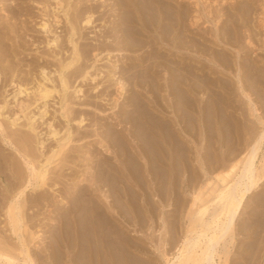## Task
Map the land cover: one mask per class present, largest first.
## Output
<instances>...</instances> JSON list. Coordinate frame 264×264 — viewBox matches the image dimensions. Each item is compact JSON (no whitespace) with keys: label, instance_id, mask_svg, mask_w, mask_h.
<instances>
[{"label":"bare ground","instance_id":"6f19581e","mask_svg":"<svg viewBox=\"0 0 264 264\" xmlns=\"http://www.w3.org/2000/svg\"><path fill=\"white\" fill-rule=\"evenodd\" d=\"M191 1L192 0H103V1H101V0H51V2H54V6H52L53 9L51 11V14H52L51 17H52L53 24L55 26L60 23L61 18L59 19L57 11L62 8V2H65L66 7H69L71 10L73 9V13L70 12L71 13L70 15L69 14L65 15V16H67L66 20H67L68 27H69V32L67 31L69 34V38H67V40H68L67 42L69 44H73V49L71 52V54H73L72 55L73 57L68 62H66L64 66H60V70H63V69L68 70L73 64L78 62L79 53H78V50L76 47L77 45H76V43H74L75 41H73V37L79 35L77 33L79 28L76 26V24H77L76 21L79 20L80 22H82V24H83L82 28H84V27L87 28L89 25L92 24L91 12L96 11L100 8L101 9L102 8L107 9V7L108 8L113 7L115 10L114 12H116V14H115L116 20L114 21V23H111V25L113 24L112 32H114V33L109 35V38H111V39H109V41L107 40L108 41L107 44H106V41L104 40L106 46L100 47L102 50L104 47H106L108 50H109V48L112 49V47H114L113 52L115 50V53H117V54L123 53L125 51H131L130 53H132V52L136 53L137 51L142 52V50H145V52L140 53V54L138 53L139 55H136V56L134 55L135 57H129V58L125 57L126 60L129 59L130 61H129V63L127 62V64L123 67H120L118 65L117 60H116L117 64H115V63L113 64V62H111L110 64L112 65V67H110V68H112L111 69L112 72L108 68L109 70H107V71H110V72L106 73V75H105V76H107V74H108V78L106 77L107 78V84H109L108 79L110 78L109 80H111V78L115 77V75H118V76L120 75L121 78L124 76H126V77L128 76V78L131 80V83L129 84L130 89H125L126 96L123 97L122 103L119 104L116 101V103L118 104V111H117L118 113H116V112L115 113L116 114L120 113L119 116L117 115L118 120H116L117 121L116 124L111 125V126L110 125L106 126V124L108 122L106 124L103 123L105 125L104 126L105 129H104L103 134H104V136L105 135L107 136L106 137L107 141L105 142L106 143L105 146H103L104 144H102L101 147H106L105 150L103 148V150L106 153L105 152L99 153V151H98V153H94L97 150L94 152L92 150L91 152L93 154H89L91 152H89L88 150H91L90 148L92 145H88L86 143L87 144L86 146H90V148L88 147L89 149H87L85 147L87 149L85 151H88L89 153H87V154H89V156H90L86 160H89V158H91V159L93 158V159H95V161L93 160L94 162H92V161H91L92 163L90 162L92 164V168H93V169L90 168L92 170V174L90 175L91 180H88L89 177H87V176H89V175L86 176V174L87 173L89 174L90 172H87L85 175H81L84 177L82 179L80 178L81 180L80 179L79 180L81 182L84 181V182H89V183L94 184V186H95L94 192H96V193L100 192V195L102 193L103 198H102V196H96V198L89 197L87 194L89 193L90 190L88 191V193H87V190L85 191L84 189L76 190L77 184H76V182L74 183V181H73V186L68 185L69 189L64 188L65 190L63 189L62 192L66 191L65 194L67 196L70 195L68 199L66 196H64L67 199L65 201L66 202L65 204H68L69 206L66 207L67 209H65V210H64V208L63 209L59 208L63 205V201L59 200L60 203H58V206L56 205V207H54V209L56 208L59 210V214L57 212V214L54 216L56 218L55 221L57 222V224H60V226H61V227L59 226L60 228H62V226L64 227V229L62 228L64 233L57 231V234L56 233L52 234L49 231L54 232L55 229L53 228V226H52V228L54 230H52V228H50V229L47 228V229H49V231L46 230L49 232V233H47V235H49L51 233L52 237L49 238L50 239L49 243H45L47 245L44 247L45 250H42V252H43L42 256H40L41 253L38 256V254H36V252H33L36 254L35 255L36 259H32V255L34 256V254L31 253L32 254L31 255L29 252L32 249L30 248L31 250H29V247L26 245L27 243H29V242H27L28 240L26 239L27 243L25 244L24 243L25 240H23L24 237L23 238L18 237L19 242H18L17 250H18L19 255L22 256V260H23L24 264H28V263L29 264H36V261L40 262V260H43V259L48 260V262H50V264H94V263L95 264H138L139 260H137V259L139 257L136 258L137 255H139V253H143L144 250L147 251V249L143 247L144 243L143 244L141 243L142 245L139 243V240H141V239L133 238V236L129 235V234H128L129 236H126V233L123 230L124 227L123 228L121 227V226H123L121 223L123 221V219H121L123 216H119V215L122 214L123 212L126 214L127 210L130 211L136 207L132 203V205H134L135 207L131 206L132 208L130 207L131 209H129V208H127L126 204L120 200L122 197H124V194L126 193V191L129 190V189L123 190V188H125V186L127 185V184H125L124 179L128 180V177L131 178L132 176H135L138 178V179L136 178V180L139 183L138 185H140L141 187L144 185V183L142 185V182H144V177L139 174L140 170H141L140 160H142L143 162H145V165L147 166L145 173H147L148 175H151V171H153V170L158 171V173H156V174H158L161 181H163V182H165L166 180L169 181L170 175L169 176L167 175L168 171L166 172L165 166L167 165V166L171 167L172 170L173 169L186 170L187 164L189 163V157L191 158V156H189L191 148L189 146H186L185 142L183 141V136H182V134L187 135V129H189L188 126L192 130H194V132H196L197 129H199L198 132H200V130H201L200 129V122L203 120H206V122L208 124L207 129L210 131H209L208 135H206L205 137H207V139L209 140V139H211L210 137H212L214 135H215V137H218V134H219L216 131L217 129L215 128V130H214L212 125L214 126V125L218 124L219 122L224 121V119L227 120V124H231V127H233L235 125V123L229 117H227V118L222 117V116L218 117V115H216L217 113H215L213 111L214 107H216V105H222L220 102L223 101L221 99L222 97L221 98L217 97L213 93V91H215V89H216L215 87L222 84V81L217 78V75L220 76V74H222L221 72H219L221 70V68H223V69L224 68H231L230 67L231 64L229 63L230 61H228L227 57L224 54H218V53L212 51L213 50L212 45H211V47L209 46L207 49L205 44L203 45L202 42L201 43L199 42L200 39H198L199 41H196V39H194V36L193 35H192L193 37L191 36V34H193L195 32L191 33L190 35L187 34L189 36H187L186 34H183L181 32L180 27L183 26L184 24H186L185 22H187V25L190 24L191 26H193V25H196L197 23H199V20H200V17L196 12L197 9H194V8L191 9V7H190L191 5H194V7H196V3L194 4ZM217 1L219 2V0H217ZM217 1H216V3H217ZM107 2H109V3H107ZM200 3H201V0H200ZM6 4H8V3H6ZM18 5H20V4H18ZM37 5H39V4H37ZM51 5H53V4H51ZM8 6H11V4ZM210 6H208V7H210ZM229 6H231L232 10L234 9V7H232V5H229ZM21 7H23V6H21ZM227 8L230 9V7H227ZM14 9H15V7H14ZM101 9H100V11H101ZM39 10H43V9H39ZM204 10L206 11V9H204ZM260 10H261V8H260ZM28 11H30V10H28ZM191 11L193 12L192 16L190 15ZM262 11H261V13H263ZM8 12H9V14H12V9H11V11H8ZM41 12H43V11H41ZM214 12L215 11H213V13H210V14H212V16H213ZM203 13H205V12L203 11ZM221 13H222V11H221ZM230 13H231V11H230ZM3 14H4V12H3ZM23 14H24V12H23ZM38 14L39 13H37V15ZM205 15H207V14H205ZM224 15L226 16V13H224ZM238 15H239V13H238ZM3 16H1V17H3ZM40 16H43V15H40ZM68 16H69V18H68ZM189 16H191V19H189ZM227 16H228V14H227ZM243 16H244V14H243ZM259 16H261V15L259 14ZM219 17L222 18V16H219ZM219 17H216V18L214 17V18L218 19ZM230 17H232V16H230ZM38 18H39V16H38ZM112 19L114 20L113 17H112ZM236 19H237V16H236ZM230 20H232V19H230ZM200 21H202V20H200ZM263 21L264 20H261L262 23H263ZM38 22H39L38 28L43 33H45V34L50 33V27H49L46 20L41 18L40 21H38ZM214 22H216V21H214ZM214 22H213V24H214ZM202 24H203V22H202ZM211 24H212V22H211ZM216 24H217V22L213 26H216ZM187 25H184V26H187ZM194 27H193V29H194ZM16 28H17V26H16ZM108 28H109V26H108ZM175 28H180V32L175 30ZM229 28L231 29V27H229ZM228 29H226V31H224L223 37H225V38H227L226 36L228 34H230ZM15 31L17 32V30H15ZM112 32H111V30L108 31V33H112ZM188 32H189V30H188ZM97 34H99V33H97ZM232 34L234 35V33H232ZM6 35H9V32L7 30V25L5 26L3 21H2V18H0V51L4 54L3 57L8 55L7 50H6V47H8V46L4 45V39H5ZM16 35H14V36H16ZM218 35H214L215 42H218L219 40L223 41V39H221V37ZM9 36H11V35H9ZM9 36H6V37L9 38ZM203 37H201V39ZM228 37H230V36H228ZM18 38H19V36H18ZM100 38H102V37H100ZM10 39H11V37H10ZM57 41H58L57 38L49 39V40H47V45H49L50 47L51 46L54 47L57 45ZM104 41L102 39V42L100 43V45H104ZM247 41H248V39H247ZM206 42H208V40ZM84 44H86V43H84ZM111 44H114V46H112ZM95 45H96V43H95ZM236 45H238V44H236ZM132 48H134V49H132ZM159 48L161 50L157 51ZM189 49H192L195 52V54H198V55L197 56L194 55L192 57L189 56V54H188L190 52ZM132 50H134V51H132ZM209 50H211V51H210V55H208V58H207L208 64L200 63L199 61H202L201 59L203 57V51L208 52ZM96 51L101 52V50L99 48H96V47L92 48L90 50L87 49V50L82 51V54H86V53L88 54V53L92 52L93 58H94L93 62L91 61L92 63L90 65V68L94 70V71L92 70L94 73L91 74V72L89 73V71H84V72L81 71L83 73V74H81V72L79 71L81 74V75L80 74L79 75L82 76L83 79H89L90 81H94L96 78H98L100 76L103 77V72L100 71V69H98L99 72L96 73L95 64L99 62V59H97V56L99 53L95 54ZM11 54H12V52H11ZM14 54L15 53H13V55ZM105 56L107 57L108 61L110 62V59H109L110 53L107 52V55H105ZM89 59H91V58H89ZM85 60L87 61L86 58H85ZM122 61H120V62H122ZM85 63L86 62H84L83 64H85ZM198 64H200V65H198ZM120 65H122V64H120ZM33 66H35V65H33ZM248 68H249V64L247 62H245L243 64H239L238 70L240 71L242 69H248ZM5 69H7V68H5ZM44 69L45 68L40 67L39 72H36V73H39V76H40L39 78L41 80L40 81H33L35 84L34 85L35 87L31 93H32V96L34 97V104L37 102L39 103L38 104L39 106L35 107L37 109H36V112L34 114L33 113L31 114L30 113L31 111L29 112V108L31 107L32 102L29 104L28 101L27 102L25 101L27 99H25V100L22 99V95L24 97H27V95H28L27 90L28 89L26 87H24L23 84H19V83L15 84V82L12 83V81L9 80L11 83L9 85H12L11 87H13L12 88L13 90L8 95L9 96L11 95L10 100H12L11 103L13 102L12 106L14 105V108H16L17 110H16V112L12 111L13 113L11 112L12 113L11 116L9 118L7 117L10 120L9 121L10 125H8V127L10 128L12 126H16L17 122L21 118L24 120L22 127L25 128L26 130H28L32 137L39 136V133L37 132L38 127L36 126V120L37 121L38 120H40V121L44 120V118L46 117V114H47L46 107L49 104V101L51 100L50 102H53V106L55 104L54 99L56 97H54L53 94H61L57 98L58 100H60V103H59L60 107L58 110H55L53 112L56 114V113H60L63 110L62 111L63 112V118L65 120L69 119V114L72 113L71 107L69 105L70 103L66 102L68 95H67V98L65 99V91L68 87V83L65 81V79L62 80L61 77L59 76L61 90L57 91L54 87L48 88L47 85H45V82L46 83L48 82V78L45 75ZM74 69L75 68H73V70ZM35 71H37V70H35ZM6 72H9V70ZM160 72H162L163 76L165 75V77L162 78V77H160L161 75L158 76V74H162ZM3 74H4V72H3ZM74 75H72V76H74ZM204 75H205V77L203 78ZM9 76L11 77L10 72H9ZM65 76H66V74H65ZM11 78H13V77H11ZM66 78H68V77H66ZM70 79H69V81H70ZM73 80H75V79L73 78ZM22 81L24 82L25 79H23ZM27 83L28 82L25 81L24 84L26 85ZM71 83H73V82L71 81L70 84ZM238 83L242 84V81H238ZM119 84L121 85L122 90L124 88H126V87H124L125 83H123V80L122 81L119 80L118 85ZM97 86H98V84H97ZM225 86L227 89L228 85H225ZM106 87H108V86H106ZM109 87H110V85H109ZM80 88H81V86L79 88H75L73 90L72 94L75 95L74 98L79 99L80 93H82V90ZM101 88L103 89V87H101ZM127 88H128V85H127ZM199 90H202V91L207 90L210 93L209 101H207L205 103L199 102L198 97H197L198 93L200 92ZM237 90H239L240 92H245V90H247L246 85L245 84L242 85ZM249 90H251V89H249ZM103 91H102V93H103ZM253 91H255V90H253ZM99 92H100V90H99ZM149 93L151 95H149V97H147L146 95H148ZM246 95H247V93H246ZM198 96H200V95H198ZM72 97L70 96V98H72ZM229 97H230V95H229ZM84 101L86 102V100H84ZM67 103L69 106L67 105ZM92 103H94V102H92ZM3 105H6V104H3ZM3 105L0 106V112L4 109ZM63 105H64L63 108L65 109V111H64V109H62ZM102 105H104V104H102ZM241 105H242V103H241ZM115 107H116V105H115ZM115 107L113 106V108H115ZM205 107H207V110L203 114L206 117L203 116V118L201 120L200 116H198L197 120L195 121V119L193 118L194 111H196L197 114H199L200 112L203 111V109ZM95 108H96V106H95ZM218 110L219 109H217L216 111H218ZM58 111H60V112H58ZM222 111L223 112L225 111L223 107H222ZM257 111H258V109L252 108V112H254L255 114L259 113ZM99 112H102V110ZM227 112H229V111H227ZM178 113H180L179 116L177 115ZM220 113H221V111H220ZM235 113H237V111ZM170 115H173V117L175 119H171ZM238 115H240V114H238ZM0 116H1V114H0ZM235 117H238V116H235ZM256 117H257L258 123H260V125H262V123H263L262 117H258V115ZM72 118H73V116H72ZM85 118H87V117H85ZM85 118L81 117V115H80L77 119L73 118V119H71V121L75 122L76 129H77L78 127L83 126V122L85 121ZM51 119H49V120H51ZM183 121L186 123V127H185V124L182 125ZM51 123L52 122L48 121V123H46V125L44 124L46 129H47V134L45 133L44 135H47L50 139H52V141H55L56 146L53 148H50V150L48 151L49 153L47 155H46V153H44L45 151H43L45 149V146H44V141L40 138V136L42 135L41 133L39 136L40 140H38V139L35 140V138H34V141L32 140V138L29 139L27 134L22 135L21 137L20 136L19 137L18 136L12 137L13 134H11V133H9V135H7V134L4 135L5 129L2 126V124L0 123V136L3 137V139H6L5 141H6L7 145L10 146L11 148H13L12 150L14 151V153H16V155L19 156V158L21 159L22 163L24 164V166L26 167V170H27V174L25 176L24 183L21 185L19 184V187H21V189L19 191H17L16 193L11 194L10 200H19L20 197L24 194L25 189H27V188H30L32 191H34V189L42 188L43 186L45 187V185L49 183L48 181H47L48 183H46V184L44 183L46 176L48 173H51L48 170V166L53 162L54 159L60 157V158H62L60 160V162L61 161L62 162H69L68 158H70V157L67 156V154H66L67 152L64 151L65 146H67V143L70 142L68 128L65 129L63 136H61L59 139L56 140V137L58 135V131L55 128H53ZM195 123H196V125H195ZM71 124H73V123H71ZM241 124H243V123H241ZM73 126H74V124H73ZM236 126H238V125H236ZM203 127H205V126H203ZM220 127H222V126H220ZM175 128L177 129L176 131L178 133H176V131H173ZM100 130H102V129H100ZM222 131H223V129H222ZM254 132L251 134V136L253 135V138L251 139L250 144H248L244 150L242 149L244 151V153L242 154L241 158L236 160V157L231 155V156H233V158L230 156L232 159L231 158L227 159L224 157L223 160L225 159V161L220 163V161L216 157V159L213 162L214 167L212 168L211 173L216 172L217 170H221V173L214 175V176L211 173H209L213 177H211V178L205 177L204 178L205 183L200 185V187L197 191H193L191 188H189L192 191L190 193L192 195V201L190 200L191 201L190 207L192 209L194 208V210H191L188 213V216H189L188 220L189 221H188V225L186 227L185 233L183 234L182 241L180 242V244L177 243L178 249L176 251L174 250L175 252L173 251L174 253L171 254L172 257L170 259H167L166 264H219L218 262L216 263V259L218 261H220V259H221L220 253L226 247L227 242L230 243V241H232V239L236 236L235 235L232 238L233 232L236 231V230H234L233 220H234L235 215L237 214L238 209L241 207V210H242V207L245 206V205H243L244 200H247V198L253 193V191H255L256 189H259L260 186L264 185V164L261 162V165L258 167L255 164V160L258 156V152L260 151L261 147L264 146V129L262 128L260 131L255 132V133ZM83 133H85V132H83ZM91 135H92V133H91ZM99 135H100V132H99ZM227 136H229V135H227ZM66 137H69V138H67L68 140L66 139ZM222 137H223V135H222ZM100 138H103V137L100 136ZM224 138H225V136H224ZM99 141H97V142H99ZM104 141H105V139H104ZM194 141H195V139H194ZM197 141H198V139H197ZM212 141H211V143H212ZM34 144L38 147L37 149L40 150L39 151L40 155L37 157L38 160L36 159L37 160L35 163L36 166H34L35 164H34V162H32V158L29 157V156H31L30 155L31 153H34L32 151ZM92 144H93V142H92ZM94 144H96V143H94ZM98 144H100V143H98ZM217 144H219V143H217ZM83 145H85V144H83ZM222 145L219 144V146H222ZM97 146H99V145H97ZM212 146H213V144H212ZM79 147H81V146H79ZM187 147H189V148H187ZM241 147L242 146H240V148ZM24 148H27L28 152L24 151L25 150ZM48 148L49 147H47V149ZM55 148H56V150H54ZM206 148L207 147H205L203 149V147H202L203 150H205ZM231 148H233V147H231ZM82 149L83 148H81L80 150L84 151ZM224 149H226V148H224ZM238 149H239V147H238ZM238 149H236V147H235V149L232 151V154L237 153ZM81 153H85V152H81ZM200 153H202V152H200ZM239 153H240V151H239ZM239 153H238V155H239ZM75 154H77V157H79L78 153H75ZM87 154H86V156H87ZM224 155H225V153H224ZM110 156H112V159L117 160L116 163L110 162V159H108ZM227 156H228V154H227ZM9 157H11V156H9ZM41 157L43 158L42 162H40V160H39V158H41ZM208 157H210V156H208ZM75 158H72V159H74L73 163L80 162L81 159L79 161H77L78 158H76L77 162H75ZM202 159H203V157H202ZM207 160H209V159H207ZM142 161H141V163H143ZM5 162H6V160H5ZM210 162H211V160H210ZM82 163H84V162L82 161ZM82 163L80 162V164H82ZM192 163H194V162L192 161ZM85 164H86V162L84 163V165ZM205 165H207V164H205ZM205 165H204V167H205ZM72 166H73V164H72ZM11 167L13 168V170H11V172H12L11 177H13L16 175V171L14 170L15 166L12 165ZM62 167H66V166H62ZM75 167H77V166H75ZM89 167H91V165L88 166L87 168L89 169ZM72 169H74V168H72ZM72 169H70V170L72 171ZM84 170H85V168H84ZM124 171L127 173L124 174ZM176 171H178V170H176ZM207 171H209V169ZM180 172L181 171H179V173ZM189 172H191V171H189ZM202 172H203V177L209 175L208 172H206L204 170ZM143 173H144V171H143ZM77 174L78 173H76L74 171L72 174L68 175V177L73 179V176H75V178H76ZM59 175H60V173H59ZM57 177L58 176H56L57 180L60 179ZM68 177H66L64 179L66 180ZM47 178L49 179V176ZM51 178H53V177H51ZM186 178H187V176H186ZM53 179L55 180V178H53ZM76 179H78V177ZM57 180H56V182H57ZM185 180H187V179H185ZM195 180H197V178ZM61 181L64 182V180H61ZM174 181L172 182V185L175 183ZM50 182H53V181H50ZM54 183L53 184L51 183L52 185H50V188H52V187L54 188V186H55ZM177 183L178 182H176V184ZM187 183H188V181H187ZM58 184L62 186L61 183H58ZM47 186H49V184ZM106 186L108 187V189H110L108 192L109 196L111 197L110 203L108 201L109 204H106V201L102 200V199H104V195H105L104 192H106V190L104 188ZM193 186H195V184ZM7 187H11V185L7 186ZM53 188H52V190H53ZM127 188H129L128 185H127ZM74 189L76 191H74ZM88 189H89V187H88ZM108 189H107V191H108ZM130 189H133V188L130 187ZM140 190H141V188H140ZM94 192L92 191V194ZM143 192H144V190H143ZM145 192H146V190H145ZM147 193H149V192L147 191ZM261 193H264V192H261ZM85 194H86V196H85ZM48 196H50V195H48ZM128 196H129V194H128ZM22 197H24V196H22ZM43 197H44V195H43ZM47 198H49V197H46V200H47ZM107 198H108V196H106V199ZM146 198H148V197H146ZM36 199H37V197H36ZM262 199H264V196L262 197ZM39 200H40V196H39ZM39 200H38V202H39ZM48 200H50V199H48ZM129 200L131 201V199H129ZM21 201H22V199H21ZM34 201H36V200H34ZM34 201H31V202H34ZM51 201H52V199H51ZM132 201L134 202V200H132ZM42 202H41V205H42ZM47 202L48 201H46V204H47ZM137 202H138V200H137ZM36 203H37V201H36ZM253 203H255V202L253 201ZM261 203H262V201H261ZM26 204H28V203L26 202ZM56 204H57V202H56ZM17 205H18L17 202H13V203L11 202V205L9 207L10 208L9 209V217L10 218H8V219L10 220L11 230H12V233L14 235L19 234L20 222H21V219L19 217V210H18L21 208H19ZM32 205H33V203H32ZM35 205H37V204H35ZM35 205H34V207H36ZM28 206H31V205H28ZM47 206H51V204L47 205ZM43 207H44V204H43ZM63 207H65V206H63ZM137 207L135 209H137ZM153 208H154V205H153ZM124 209H126V211H123ZM255 212L253 210V213H255ZM129 213H127V214H129ZM142 214L140 213V216ZM251 214H252V212H251ZM57 215H58V217H56ZM151 215L153 216V213H151ZM118 217H119V219L122 220L121 222L118 219ZM124 218H125V216H124ZM144 219L146 220V218H144ZM52 220H54V218H52ZM126 220L128 221L129 219H126ZM139 220H140V217H139ZM142 220H141V222L144 223L145 221H142ZM56 222H54V223L56 224ZM124 222H126V221H124ZM22 223H23V219H22ZM49 223H51V222H49ZM54 223L52 222V225ZM135 223L138 224V227H139V223H137L136 221H135ZM170 223L171 222H169V225H170ZM172 223H173V221H172ZM238 223H237V226L240 224V223L239 224ZM249 223L251 224V222H249ZM249 223H248V225H250ZM55 224H54V226H55ZM131 224H133V223H131ZM146 225H147V220H146ZM146 225L144 224V226H146ZM173 225H174V223H173ZM245 225H246V229L250 227L247 224H244L242 227L244 228ZM50 226H51V224H50ZM126 226H128V225H125V227ZM130 226H132V225H130ZM149 226H150V224H149ZM237 226H235V228ZM22 227H23V225H22ZM59 227L57 226L56 229H58ZM170 228H173L172 225H170ZM174 228H176V227H174ZM237 229L239 230V228H237ZM170 230H168V231H170ZM238 230H237V232L239 233ZM245 230L243 232H245ZM240 231H241V227H240ZM20 232H22V231H20ZM32 232H34V231H32ZM32 232L29 236L30 237L29 240H31V244H32V242L35 243V241H36L35 239H39L37 236L38 231L34 232V233H32ZM170 232L172 233V231H170ZM4 233H5V231H4ZM166 233H167V231H166ZM238 233H236V234H238ZM21 234L23 235V233H21ZM27 234H28V232H27ZM27 234H26V236H27ZM55 234L58 235V237L60 239L59 243H58L57 236ZM173 235L174 234L171 235V238ZM238 235H240V234H238ZM41 236H42V234H41ZM42 237H41V239H43ZM169 238H170V236H169ZM169 238H167V239H169ZM175 239L172 238V240H175ZM44 240H47V237ZM169 240H170V243L172 244L173 241L171 239H169ZM163 241L164 240H162V242ZM7 242H8V240H7ZM140 242H142V240ZM11 244H14V243L11 242ZM42 244H43V242H42ZM243 244H244V242H243ZM30 246L32 247V245H30ZM34 246H36V245H34ZM160 246H159V248H160ZM246 246L248 247V245H246ZM251 246H252V244H250V247ZM163 247H164V245H163ZM169 247H172V246L170 245ZM169 247H165V248L169 249ZM238 247H239V245H238ZM35 248L36 247H34V250L37 251V249H35ZM39 248H42V247H39ZM39 248H38V251L40 250ZM143 248H144V250H143ZM244 248H246V247H244ZM171 249L172 248H170L169 250H171ZM247 249L249 250V248H247ZM0 250H2V249H0ZM14 250H16V249H14ZM239 250H240V247H239ZM38 251H37V253H38ZM40 252H41V250H40ZM235 252H236V249H235ZM235 252H233V253H235ZM250 252H252V251H250ZM10 253H12V252L7 253L6 251H4V249H3V251H0V264H20L18 257H16L17 255L13 256ZM227 253L228 252L224 251L223 255L226 256ZM251 254H253V253H250V255H247L250 257H249V262L246 261V264L250 263V261L252 260ZM161 255H163V253ZM253 255H255V254H253ZM239 256H240V253H239ZM253 258H254V260H256L255 257H253ZM38 259H40V260L38 261ZM229 259L231 261V257ZM142 260H143V258H142ZM144 261H145V259L143 260V263H145V264L150 263V262L147 263L148 261H146V262H144ZM251 262H253V261H251ZM39 264H43V262H40ZM233 264H237V263H233Z\"/></svg>","mask_w":264,"mask_h":264},{"label":"rangeland","instance_id":"374dc122","mask_svg":"<svg viewBox=\"0 0 264 264\" xmlns=\"http://www.w3.org/2000/svg\"><path fill=\"white\" fill-rule=\"evenodd\" d=\"M101 1H103V0H101ZM216 1L217 0H201V3H200V0H197V1L192 0L191 2H193L194 4L196 3V7H194V5H191L190 7H191V9L192 8L197 9L196 12L200 17V20H202V21L199 20V23L200 22L201 23L200 24L197 23L196 25H193V26H191L190 24L187 25V22H185L186 24H184V25H187V26L183 25L180 28H181V32L183 34H186V35L187 34L190 35L191 33L195 32V33L191 34V36L193 35L194 39H196V41H199L198 39H200L199 42L200 43L202 42L203 45L205 44L207 49L209 46L211 47V45H212V47H213L212 48L213 50L211 49L212 51H214L218 54H224L227 57L228 61H230L229 63L231 64L230 65L231 68H224V69L221 68V70L219 72H221L222 74H220V76L217 75V78L222 81V84L216 86L215 87L216 89H215V91H213V93L217 97H220V98L222 97L221 99L223 101L220 102L222 105H216V107H214L213 111L215 113H217L216 115H218V117L219 116L226 117V118L229 117L235 123V125L233 127H231V124H227L226 119H224V121L219 122L218 124H216L214 126L212 125L214 130L216 128L217 129L216 131L219 134H218V137H215V135H214V136L210 137L211 139H209V140L207 139V137H205L206 135H208V133L210 131L207 129L208 124H207L206 120H203L200 122V129H201L200 132H198L199 129H197V131L194 132V130H192L188 126L189 129H187V135L182 134V136H183V141L185 142L186 146H189L191 148V151L189 153V156H191V158L189 157V163L187 164L186 170H183V169L182 170H179V169H173L172 170L171 167L164 165L166 167V172L168 171L167 175L168 176L170 175L169 181L168 180H166L165 182L161 181L158 174H156V173H158V171H154V170L151 171V175H148L147 173H145L147 166L145 165V162H143L142 160H140L141 170H140L139 174L144 177V182H142V185H143V183H144V185L142 187L140 185H138L139 183L136 180L137 177H135V176H132L133 178L128 177V180L124 179L125 184H127L129 188H127V185H126L125 188H123V190L124 189H129V190L126 191V193L124 194V197H122L123 199L121 198L120 200L123 203H125L127 208H129V209H131L132 208L131 206H134V205L136 207L137 206L138 207H137V209H135L136 207L134 206L135 208H133V210H130V211H128V210L126 211V209H124L123 211H126V214L123 212L122 213L123 215L122 214L119 215V216H123L121 218V219H123V221L121 219H119V217H118V219L120 220V222L122 221L121 223L123 226H121V227L122 228L124 227L123 230L125 231L126 236L132 235L133 238L141 239L142 242H140L141 240H139V243L140 244L144 243L143 247L147 249V251H145L143 248V250H144L143 253H139V255H137L136 258L139 257L137 259V260H139L138 264H142L144 259H145L144 262L148 261L147 263H149V262L151 263L153 261L151 264H166L167 259H170L172 257L171 254L174 253L178 249L177 243L180 244V242L182 241L183 234L185 233V230H186V227H187L188 221H189L188 220V218H189L188 213L191 210H194V208L192 209L190 207L191 201H192V195L190 194L192 192L191 189L193 191H197L199 189L200 185L205 183V179H204L205 177L211 178L214 175L221 173V170H217L216 172L211 173L212 168L214 167L213 162L216 159V157L220 161V163L225 161V159L223 160L224 157L227 159H230L231 157L233 158V156H235L236 160L241 158L242 154L244 153L243 150L247 147L248 144H250V141L253 138V135L251 136V134L254 131L258 132L262 128L264 129V106H263L264 105V41H263L264 40V37H263L264 36V21H263V23L261 22V20H264V18H263L264 17V0H221V1L219 0V2L217 1V3H216ZM6 3H8V4H6ZM50 3L53 5H51ZM107 3H109V2H107ZM10 4H11V6H8ZM18 4H20L23 7H21ZM37 4H39V5H37ZM229 5H232V7H234V9L232 10L231 6H229ZM52 6H54V2H51V0L50 1L49 0H25V1L24 0H3V1L0 0V12H1L0 18H2L4 25L5 26L7 25V30L9 32V35H11V36L6 35V36H9V38L5 36V39H4V45L8 46V47H6L8 55L3 57L4 54L0 51V58H1L0 59V106L3 104H6V105H3L4 109L0 112V114H1L0 123L2 124V126L5 129L4 135H6V134L9 135V133H11V134H13L12 137L13 136H15V137L20 136L21 137L22 135L27 134L28 138L29 139L32 138L33 141H34V138H35V140H37V139L40 140V138H41L44 141L45 149L43 151H45L44 153H46V155L49 153L48 151L50 150V148H53L56 146L55 141H52V139H50L47 135H44L45 133L47 134V129H46L45 125H46V123H48V121L52 122L51 125L53 126V128H55L58 131V135H57L58 138L56 137V140L59 139L61 136H63L66 128H68L69 137H70V142L67 143V146H65V150H64L65 152H67L66 153L67 156L70 157V158H68L69 162H62V161L60 162V160L62 159L60 157L53 160V162L48 166V170L51 173L47 174L45 182H44L45 184L49 182L48 183L49 186H47L48 184H46L45 187L43 186L42 188L34 189V191H32L30 188H27V189H25V192L22 195L25 198L21 196L19 200H10L11 194L16 193L17 191H19L21 189V187H19V184L21 185L24 183L25 176L27 174V170H26V167L24 166V164L22 163L21 159L19 158V156L16 155V153H14V151L12 150L13 148H11L10 146L7 145V143L5 141L6 139H3V137L0 136V170H1L0 171V193H1L0 194L1 195L0 196V243H1L0 249H2L0 251H3V249H4V251H6L7 253L12 252L10 254H12L13 256L17 255L16 257H18L20 264H24V263L22 260V256L19 255L18 250H17V246H18V242H19L18 237H22V238L24 237L25 239L23 238V240H25L24 241L25 244L27 242L30 243V244L27 243L26 245L29 247V250L32 249L31 251H29L30 254L31 253L34 254V256L31 254L32 259H36V257H35L36 254H38V256L40 253H41L40 256L43 255L42 250H45L44 247L47 245L45 243H49V240H50L49 238L52 237L53 233L57 234V231L64 233V231H63L64 227L62 226L63 229L60 228L61 227L60 224H57V222L55 221L56 218L54 217L57 214V212L59 214V210L56 208L54 209V207H56V205L58 206V203H60L59 200L63 201V205L59 208H62V209L64 208V210H65V209H67L66 207L69 206L68 204H65L66 203L65 201L69 198L70 195L67 196L65 194L66 191L62 192V190L64 188L69 189V186H73V181H74V183L76 182V184H77V187H76L77 189L75 188L76 190L84 189L85 191L87 190V193L90 190L88 194L86 193L89 197L96 198V196H102V198H103L102 193L100 195V192H97V193L94 192V190H95L94 184L89 183V182H84V181L81 182L80 181L84 177L81 175H85L87 172H90L89 174L87 173L86 176L89 175V176H87V177H89L88 180H91V177H90V175L92 174L91 169H93L91 163L94 162L95 159L89 158L90 161L86 160V159H88V157H90L89 154H93L91 152L92 150H93V152L97 150L94 153H98V151H99V153L105 152L104 150L106 149V147H101L102 144H104L103 146H105V144H106L105 142L107 141V139H106L107 136L106 135L104 136V134H103L104 129H105L104 124H106L107 122L108 123L106 124V126H109V125L111 126V125L116 124V122H117L116 120H118V116L120 114V113L116 114V113H118L117 112L118 111V104L117 103H119V104L122 103L123 97L126 96L125 89H130L129 84L131 83V80L128 78V76L127 77L124 76L121 78L120 75L119 76L115 75V77H112L111 80H109L110 78L108 79L109 84H107L108 74H107V76H105V75H106V73L110 72L107 70L112 69V68H110V67H112V65L110 64L111 62H113V64L118 63V65L120 67H123L127 64V62L129 63V61H130L129 59L126 60V58L135 57L136 55H139L140 53L145 52V50H142V52L137 51L136 53H133V52L130 53L131 51H125L123 53L117 54V53H115V50L113 52L114 47H112V49L109 48V50L106 47H104L102 50L100 47L106 46L105 41L107 44L109 39H111V38H109V35L114 33V32H112L113 24L111 25V23H114V21L116 20V15H115L116 12H114L115 10L113 7H109V8L107 7V9L102 8L103 10L100 8L101 11H100V9H98L96 11L91 12L92 24L89 25L87 28L86 27L82 28L83 27L82 22H80L79 20L76 21V23H77L76 26L79 28L77 33L79 35H77L78 37L74 36L73 41H75L74 43H76V45H77L76 47H77V50L79 53L78 62L73 64L68 70H64V69L60 70V66H64L65 63L68 62L73 57L72 56L73 54H71L72 49H73V44H69L67 42L68 41L67 38H69V34H68L69 27H68V23L66 20L67 16H65L67 14L70 15L71 13H73V9L71 10L69 7H66L65 2H62V8L57 11L59 19L61 18L60 23L55 26L53 24L52 17H51L52 16L51 11L53 9ZM208 6H210V7H208ZM14 7H15V9H14ZM227 7H230V9ZM22 8L23 9L25 8V9L23 10ZM203 8L206 9V11ZM260 8H261V10H260ZM11 9H12V14H9L8 11H11ZM39 9H43V10H39ZM28 10H30V11H28ZM41 11H43V12H41ZM192 11L190 13L191 16L193 15ZM203 11L205 13H203ZM213 11H215V12L212 16V14H210V13H213ZM221 11H222V13H221ZM230 11H231V13H230ZM261 11L263 13H261ZM3 12H4V14H3ZM23 12H24V14H23ZM223 12L226 13V16L228 14V16L226 17ZM237 12L239 13V15ZM37 13H39V14L37 15ZM205 14H207V15H205ZM243 14H244V16H243ZM259 14L261 16H259ZM40 15H43V16H40ZM1 16H3V17H1ZM38 16L40 19L42 18V19L47 21V23L50 27V33L45 34L38 28L39 27L38 21H40ZM191 16H189V19H191ZM219 16H222V18ZM230 16H232V17H230ZM236 16H237V19H236ZM112 17L114 18V20L112 19ZM214 17L215 18L219 17V18L215 19ZM68 18H69V16H68ZM230 19H232V20H230ZM214 21L217 22L216 26H213L216 23ZM202 22H203V24H202ZM211 22H212V24H211ZM213 22H214V24H213ZM16 26H17V28H16ZM108 26H109V28H108ZM193 27H194V29H193ZM229 27H231V29ZM180 28H175V30L180 32ZM187 29L189 30V32ZM226 29H228L229 33H230L226 36L227 38L223 37L224 31H226ZM15 30H17L18 33ZM110 30L112 33H108V31H110ZM97 33H99V34H97ZM232 33H234V35ZM14 35H16V36H14ZM189 35H187V36H189ZM196 35L197 36L199 35V36L197 37ZM214 35L220 36L221 39H223V41L219 40L218 42H215ZM18 36H19V38H18ZM200 36L201 37L204 36V37L201 39ZM228 36H230V37H228ZM10 37H11V39H10ZM100 37H102V38H100ZM52 38L58 39L57 45L54 47H52V46L50 47L49 45H47V40L52 39ZM102 39H103V41L105 40L104 45H100V43L102 42ZM247 39H248V41H247ZM207 40H208V42H206ZM84 43H86V44H84ZM95 43H96V45H95ZM236 44H238V45H236ZM111 45L114 46V44H111ZM95 47L99 48L101 50V52L100 51L95 52V54L99 53L97 56V59H99V62L95 64L96 73H98L99 72L98 69H100V71L103 72V77L100 76V77L96 78L94 81H90L89 79H83L82 76H80V75L83 74L81 71H83V72L89 71V73L91 72V74L94 73L93 72L94 70L90 68L91 63L94 60L93 54H92V52H90L91 54L90 53L82 54V51L87 50V49L90 50V49L95 48ZM132 49H134V48H132ZM159 50H161V49L159 48L157 51H159ZM211 50L208 51L209 53L207 51H203V57L201 59L202 61H199V60L198 61L202 64H208L207 58H208V55H210ZM132 51H134V50H132ZM189 51L190 52L188 54L191 57L194 55L195 56L198 55V54H195V52L192 49H189ZM11 52H12V54H11ZM107 52L110 53V57H109L110 62L108 61L107 57L105 56V55H107ZM13 53H15V54L13 55ZM85 58L87 59V61L85 60ZM89 58H91V59H89ZM116 60H117V63H116ZM120 61H122V62H120ZM84 62H86V63L83 64ZM245 62H247L249 64V68L248 69H242L239 71L238 70L239 64H243ZM120 64H122V65H120ZM33 65H35V66H33ZM198 65H200V64H198ZM4 67L7 69H5ZM40 67L45 68L44 69L45 75L48 78V82L47 83L45 82V85H47L48 88L54 87L57 91L61 90L59 76L61 77L62 80L65 79V81L68 83V87L65 91V99L67 98V95H68L66 102L70 103L69 105H70L71 110H72V113H71L72 115L69 114V119L65 120L63 118V112H62L63 110L61 112L58 111L61 114L60 113L55 114L53 112L55 110H58L60 107V104H59L60 100H58L57 98L59 95H61V94H53V96L56 97L54 99V103H55L54 106H53V102H50L51 101L50 100L49 104L46 107L47 114H46V117L44 118V120L43 121H40V120L37 121L36 120V126L38 127L37 132L39 133V136H40V133L42 134L39 138V136L32 137L31 134L29 133V131L22 127L24 120L21 118L17 122L16 126H12L10 128L8 127V125H10V122H9L10 120L8 118L11 116V114L13 112H16V110H17L16 108H14V105L12 106L13 102L11 103L12 100H10L11 95L9 96L8 94H10L13 90L12 89L13 87H11L12 85H9V84H11L10 81H12V83L15 82V84H18V83L23 84V86L28 89L27 90L28 95H27V97H24L22 95V99H24V100L27 99L25 101L26 102L28 101L29 104L32 102L31 107L29 108V112L31 111L30 113L34 114L36 112V109H37L35 107L39 106L38 105L39 103L37 102L34 104V97L32 96L31 92L34 90V87H35L34 86L35 84L33 81H40L41 80L39 78L40 77L39 73H36V72H39ZM73 68H75V69L73 70ZM8 70L10 72L11 77H13V78H11L9 76V72H6ZM35 70H37V71H35ZM79 71L81 72V74ZM3 72H4V74H3ZM111 72H112V70H111ZM160 73H162V72H160ZM65 74H66V76H65ZM72 75H74V76H72ZM158 76H160L162 78L165 77V75L163 76V73L158 74ZM66 77H68V78H66ZM204 77H205V75L203 76V78ZM73 78L75 80H73ZM23 79H25V81L28 82L26 85L24 84L25 81L24 82L22 81ZM69 79H70V81H69ZM119 80H121V81L123 80V83H125L124 87H126V88H124L123 90L121 88V85L120 84L118 85ZM71 81L73 83L70 84ZM238 81H242V84L238 83ZM97 84H98V86H97ZM244 84L246 85V89H247V90H245V92H240L239 90H237L239 87H241ZM109 85H110V87H109ZM127 85H128V88H127ZM225 85H228L227 89H226ZM80 86H81L80 89L82 90V93H80V96H79L80 100H79L78 98H74L75 95L72 94V92L75 88H79ZM100 86L103 87V89ZM106 86H108V87H106ZM249 89H251V90H249ZM99 90H100V92H99ZM101 90L102 91L106 90V91L105 92L103 91V93H102ZM253 90H255V91H253ZM199 91L200 92L198 93V95H200V96L197 95L199 102L205 103V102L209 101L210 93L207 90H203L204 92L202 90H199ZM246 93L248 96L246 95ZM149 95H151V94L149 93L146 96L149 97ZM229 95H230V97H229ZM70 96L71 97L73 96V97L70 98ZM84 100H86V102ZM116 101H117V103H116ZM92 102H94V103H92ZM68 103H67V105H68ZM241 103H242V105H241ZM102 104H104V105H102ZM64 105L62 106V109H64L63 108ZM115 105H116V107H115ZM95 106H96V108H95ZM113 106L115 108H113ZM222 107L225 110L224 112L222 111ZM252 108L258 109L257 112H259V113L255 114L254 112H252ZM217 109H219V110L216 111ZM101 110H102V112H99ZM206 110H207V107H205L203 109V111L200 112L199 114H197V112L194 111L193 118L195 119V121L197 120L198 116H200V119L202 120V118L204 116L203 113H205ZM64 111H65V109H64ZM220 111H221V113H220ZM227 111H229V112H227ZM236 111H237V113H235ZM238 114H240V115H238ZM80 115L83 118H85V117H87V118H85V121L83 122V126L78 127L76 129L75 122H72L71 119H73V118L77 119ZM177 115L179 116L180 113H178ZM234 115L238 116L239 118L235 117ZM257 115H258V117H262V120H263L262 125H260V123H258L257 117H256ZM72 116H73V118H72ZM204 117H206V116H204ZM170 118L175 119L173 117V115H170ZM49 119H51L52 121ZM71 123H73L75 127ZM241 123H243V124H241ZM183 124H185V127H186V123L184 121L182 122V125ZM195 125H196V123H195ZM236 125H238V126H236ZM203 126H205V127H203ZM220 126H222V127H220ZM99 128L102 130H100ZM222 129L224 132L222 131ZM176 130L177 129L175 128L173 131H176ZM98 131L100 132V135H99ZM83 132H85V133H83ZM91 133L93 136L91 135ZM176 133H178V132L176 131ZM222 135H223V137H222ZM227 135H229V136H227ZM100 136L103 138H100ZM224 136H225V138H224ZM69 137H66V139ZM104 139H105V141H104ZM194 139H195V141H194ZM197 139H198V141H197ZM97 141H99V142H97ZM211 141H212V143H211ZM92 142H93V144H92ZM204 142L205 143L207 142V143L205 144ZM86 143L88 145H92L91 148H90V146H86L87 145ZM94 143H96V144H94ZM98 143H100L101 145ZM217 143H219L221 145L223 144V145L219 146V144H217ZM83 144H85V145H83ZM212 144L214 147L212 146ZM97 145H99V146H97ZM79 146H81V147H79ZM240 146H242V147L240 148ZM47 147H49V148L47 149ZM85 147L87 149L90 148L91 150H88V151L91 153H89L88 151H85V150H87ZM189 147H187V148H189ZM202 147H203V149L205 147H207V148L205 150H203ZM231 147H233V148H231ZM235 147H236V149H238V147H239L238 152L235 154H232V151L235 149ZM37 148L38 147L34 144L33 149H32V151L34 153H31L30 154L31 156H29L30 158H32V162H34V164L38 160L37 157L40 155L39 154L40 150ZM79 148L80 149L83 148L82 150H84V151H81ZM97 148L98 149L100 148V149L98 150ZM103 148H104V150H103ZM224 148H226V149H224ZM24 149H25L24 151L28 152L27 148H24ZM54 150H56V148ZM239 151H240V153H239ZM81 152H85L86 154L87 153H89V154H87V156H86L85 153H81ZM200 152H202V153H200ZM75 153H78L79 157H77V154H75ZM224 153H225V155H224ZM238 153H239V155H238ZM227 154H228V156H227ZM231 155H233V156H231ZM9 156H11V157H9ZM208 156H210V157H208ZM75 157L78 158L77 161H79L81 159L80 162L82 163V161H83L84 163L86 162V164L85 165H84V163L80 164V162L76 161ZM110 157L108 158V159H110V162L116 163L117 160L112 159V156H110ZM202 157H203V159H202ZM72 158H75V162H77V163H73L74 159H72ZM207 159H209V160H207ZM5 160H6V162H5ZM39 160H40V162H42L43 158L41 157V158H39ZM210 160H211V162H210ZM141 161L143 163H141ZM192 161L194 163H192ZM261 162L264 164V146H262L260 151L258 152V156L255 160L256 166L257 167L260 166ZM72 164H73V166H72ZM205 164H207V165H205ZM12 165L15 166L14 170L16 171V175L13 177H11L12 176L11 170H13V168L11 167ZM90 165H91V167H89V169H88L87 167ZM204 165H205V167H204ZM34 166H36V164ZM62 166H66V167H62ZM75 166H77L78 168ZM206 167L209 169V171H207L208 169ZM72 168H74V169H72ZM84 168H85V170H84ZM70 169H72V171ZM176 170H178V171H176ZM203 170L208 172V174L211 173L213 176H211L209 174V175L203 177V172H202ZM74 171L76 173H78L76 176V178L78 177V179H76L75 176H73V179L68 177V175L72 174ZM143 171H144V173H143ZM179 171H181V172L179 173ZM189 171H191V172H189ZM59 173H60V175H59ZM126 173L127 172L124 171V174H126ZM185 175L187 176V178ZM48 176H49V179L47 178ZM56 176H58L57 178H60V179L57 180ZM51 177L55 178V180ZM66 177H68L66 179L67 181L64 179ZM196 178H197V180H195ZM185 179H187V180H185ZM56 180H57V182H56ZM61 180H64V182ZM50 181H53V182H50ZM173 181L175 183L172 185ZM187 181H188V183H187ZM176 182H178V183L176 184ZM51 183L55 184L54 188L52 187L53 190H52V188H50V185H52ZM58 183H61L62 186L59 185ZM194 184H195V186H193ZM10 185H11V187H7ZM88 187H89V189H88ZM130 187L133 189H130ZM140 188H141V190H140ZM189 188H191V189H189ZM75 189H74V191H76ZM104 189L106 190V192H104V194L105 195L107 194L106 196H108V198L106 199V196L104 195V199H102V200H105L106 204H109L111 201V197L109 196V193H108L110 189H108L107 186ZM107 189H108V191H107ZM142 189L144 190V192ZM145 190H146V192H145ZM92 191L95 193V194L93 193L94 195L92 194ZM147 191L149 193H147ZM261 192H264V185L260 186L259 189H256L255 191H253V193L247 198V200H244L243 205H245V206L242 207V210H241V207L238 209L237 214L235 215L234 220H233L234 230H236V231H234L235 233L233 232L232 238H233V236H235V235L236 236L232 239V241H230V243L227 242L226 247L220 253V257H221L220 261H218L216 259V263L218 262L219 264H228V263L229 264H233V263L246 264V261L249 262V257H250L247 255H250V253H253L255 255L251 254V259H252L251 261H253L254 263L250 261V263H247V264H264V203H263L264 199H262V197L264 196V193H261ZM86 194H85V196H86ZM128 194H129V196H128ZM43 195H44V197H43ZM48 195H50V196H48ZM39 196H40V200H39ZM64 196H66L67 199ZM36 197L39 200V202L36 199ZM46 197H49V198H47V200H46ZM146 197H148V198H146ZM21 199L23 202L21 201ZM48 199H50V200H48ZM51 199H52V201H51ZM129 199H131V201L134 200V202L133 201L131 202ZM34 200H36L37 203ZM137 200H138V202H137ZM31 201H34V202H31ZM40 201L41 202L43 201L42 205H41ZM46 201H48L49 203L47 202V204H46ZM108 201H109V203H108ZM253 201L255 203H253ZM261 201L263 204L261 203ZM11 202L12 203L17 202L18 203L17 206L19 208H21L18 210H19V217L21 219L20 231H22V232L19 231L18 235H14L12 233L10 220L8 219V218H10L9 217V209H10L9 207L11 205ZM26 202L28 204H26ZM56 202H57V204H56ZM32 203H33V205H32ZM132 203L134 205H132ZM35 204H37V205H35ZM43 204H44V207H43ZM50 204H51V206H47ZM28 205H31V206H28ZM34 205L36 207H34ZM153 205H154V208H153ZM63 206H65V207H63ZM253 210H254V212L255 211L256 212L253 213ZM251 212H252V214H251ZM127 213H129V214H127ZM140 213L141 214L143 213L141 215L142 217L144 216L143 218L140 216ZM151 213H153V216L151 215ZM124 216L126 219H129V220L127 221L124 218ZM56 217H58V215ZM139 217H140V220H139ZM52 218H54V220H52ZM144 218H146V220H147V225H146V220ZM22 219H23V223H22ZM141 220L145 221V222L143 223V222H141ZM124 221H126V222H124ZM135 221L137 223H139V227H138V224L135 223ZM172 221H173L174 225H173ZM49 222H51V223H49ZM52 222L53 223L56 222V224L54 223L55 226H54V224L52 225ZM169 222L172 223V224L170 223V225H172L173 228L176 227V228H174L175 230L173 228H170ZM249 222H251V224ZM131 223H133V224H131ZM237 223L239 224L238 225L239 227L237 226ZM248 223L250 225H248ZM50 224H51V226H50ZM144 224L146 226H144ZM149 224H150V226H149ZM244 224H247L250 227L246 229V225H245L243 228L242 226ZM22 225L24 228L22 227ZM56 225L58 227L59 226L60 227L58 229H56L57 228ZM125 225H128V226L125 227ZM130 225H132V226H130ZM52 226L55 230L52 228ZM235 226H237V227L235 228ZM240 227H241V231H240ZM47 228H49V229L52 228V230H54V232L49 231V229H47ZM237 228H239V230ZM167 229L168 230L171 229L170 231H172V233L170 231H168ZM243 229L244 230L246 229L245 232H243L244 231ZM46 230H48L52 234L50 233L51 235L50 234L47 235V233H49V232ZM237 230L239 231V233L237 232ZM4 231H5V233H4ZM32 231H34V232L38 231L37 236L39 239H35L36 241L34 240L36 244L34 242H32V244H31V240H29L30 239L29 236H30ZM166 231H167V233H166ZM27 232H28V234H27ZM34 232H32V233H34ZM21 233H23V235ZM236 233H238L240 235H238ZM26 234L28 237L26 236ZM41 234L43 237L41 236ZM172 234L175 235V236L174 235L172 236L173 239L176 238L175 240H172V238H171ZM56 236H57L58 243H59L60 239H59L58 235H56ZM169 236H170V238H169ZM41 237L43 239H41ZM46 237H47V240H44V239H46ZM167 238H169L173 241V243H172L173 245L170 243V240ZM26 239L28 240L27 242H26ZM7 240H8V242H7ZM162 240H164V241L162 242ZM11 242L14 244H11ZM42 242H43V244H42ZM243 242H244V244H243ZM169 244L172 247H169L170 246ZM250 244H252L251 247H250ZM30 245H32V247ZM34 245H36V246H34ZM163 245H164V247H163ZM238 245L240 247V250H239ZM246 245H248V247ZM159 246H160V248H159ZM34 247H36L35 249H37V251H38L39 247H42V248H39L41 250V252L39 250L37 253V251L34 250ZM165 247H169V249L170 248H172V249L169 250L168 248H165ZM244 247H246V248H244ZM247 248H249V250ZM14 249H16V250H14ZM235 249H236L237 253L235 252ZM224 251L228 252L226 254V256L223 255ZM250 251H252V252H250ZM33 252H36V254ZM161 252L163 253V255H161L162 254ZM233 252H235L236 254ZM239 253H240V256H239ZM230 257H231V261L229 259ZM253 257H255L256 260H254ZM142 258H143V260H142ZM39 260L40 259H38V261ZM40 262H43V264H50V262H48V260H46V259L40 260ZM40 262L36 261V264H39ZM143 264H145V263H143Z\"/></svg>","mask_w":264,"mask_h":264}]
</instances>
